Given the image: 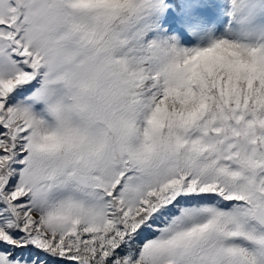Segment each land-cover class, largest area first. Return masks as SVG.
Here are the masks:
<instances>
[{"label": "rangeland", "instance_id": "1", "mask_svg": "<svg viewBox=\"0 0 264 264\" xmlns=\"http://www.w3.org/2000/svg\"><path fill=\"white\" fill-rule=\"evenodd\" d=\"M171 1H17L24 28L0 30V44L20 48L14 58L0 51V235L8 236L4 220L18 229L19 216L38 228L16 231L12 248L41 257L58 242L54 264L77 263L66 243L94 238L118 219L140 231L134 264H264V232L205 201L211 193L182 207L156 240L139 241L143 201L156 190L167 198L162 179L174 170L172 191L218 190L235 210L264 209V15L252 0H183L180 9ZM6 6L0 0V23ZM168 14L177 36L161 26ZM19 139L17 150L7 145ZM141 146L147 155H137ZM110 156L131 171L112 180L121 185L106 176ZM73 169L89 184L71 182ZM19 192L29 211L12 204ZM193 220L205 227L203 239ZM242 233L252 238L249 249L226 237ZM101 248L99 234L85 253ZM5 255L0 264H28Z\"/></svg>", "mask_w": 264, "mask_h": 264}, {"label": "trees", "instance_id": "2", "mask_svg": "<svg viewBox=\"0 0 264 264\" xmlns=\"http://www.w3.org/2000/svg\"><path fill=\"white\" fill-rule=\"evenodd\" d=\"M115 7L117 9L116 5H115ZM125 59L131 60L129 56H125ZM140 122L141 121H138L136 123V126H138L140 124ZM19 140L21 141V139H19ZM21 144H23L22 141H21ZM42 144H45V142H43ZM19 145H20V142H18L16 144V148H15L16 150H17V147ZM134 150L137 151V155H147L142 146L140 148L134 147ZM177 151H174L173 153H175ZM109 162L111 163V166L108 169H106V173H107L106 176H108L109 181H112L113 179L119 178L120 176L127 174L121 168V165L117 164L118 161H114V160H112V158L109 157ZM6 164H4V165L7 169L10 166V162L9 163L6 162ZM3 174L6 175V172H4ZM115 182H118L121 185L120 181L116 180V181H112L111 186H114ZM164 182H166V184H168V190H169L171 188V185L169 184V182L166 179ZM161 195H162V193L160 194V191H158V190L153 191L151 194L148 195V199L145 201V203L150 208V211L154 210L158 206ZM23 199H25V194L23 192H19V194L14 197L12 203L16 202L19 204V202H20L21 207H23L24 209L29 211V206L27 205L28 203L23 202L22 201ZM118 211L120 212L121 208H119ZM147 212L148 211L145 208L143 211L138 212L137 217L142 216L140 220L148 219L149 215H147ZM109 214L112 215V212L110 211ZM16 221L19 225V229L24 232L23 236L26 234L25 231L26 232L27 231L32 232L38 228V223L35 222V220L33 221V218L24 219L23 217L19 216V217H17ZM30 222H31V224H30ZM239 222H242V221H239ZM139 223H140V221H139ZM5 224H6L5 227H6V232H7L8 236H3V235L2 236L6 237V238H10V236L13 232V228L10 227L12 224L9 223L8 221L5 222ZM114 224H116V226L114 228L111 227L107 231L106 230L100 231V232H98V234L96 236H94V238L93 237L86 238L87 236L90 235L89 233H86V234H83L81 236L82 240L70 241V242L66 243L67 252H69L66 254V256L68 257L70 254H72L69 251V249L72 248L75 251H77V253H75L76 256H81L78 260L81 261L82 263L87 262L88 264H125V262H126L128 264H134V257L136 255V250H133L132 248H130L129 247L130 243L128 242V240H133V231L131 229V226H127L126 224L123 223V221L119 222L118 219L115 221ZM203 233H204V231H202L199 234L203 235ZM99 234L102 236V248H101V250H99V251L97 250L95 255H90V254L85 253L86 244L89 241L94 240ZM69 243H70V245H68ZM57 250H59L58 242L56 245H53V246H51V248H48V251L51 252L52 254H53V251L57 252ZM24 253H26V252L23 251L21 254H24ZM128 258H129V261L127 262L126 259H128ZM42 262H44V264H48L50 262V260L48 261V263L46 262V260H44ZM42 262L34 263L31 261V259H29V264H43ZM139 264H142V263H139Z\"/></svg>", "mask_w": 264, "mask_h": 264}, {"label": "water", "instance_id": "3", "mask_svg": "<svg viewBox=\"0 0 264 264\" xmlns=\"http://www.w3.org/2000/svg\"><path fill=\"white\" fill-rule=\"evenodd\" d=\"M73 177H74L75 179H78L77 176H76L75 174L73 175ZM257 213H259V212H256L255 214H257ZM257 216H258V215H257ZM260 218H261V217L258 216V219H260ZM261 219H262V218H261ZM263 222H264V220H263Z\"/></svg>", "mask_w": 264, "mask_h": 264}]
</instances>
